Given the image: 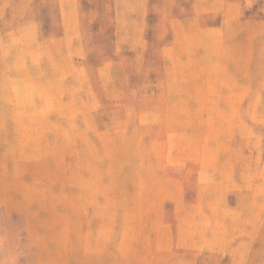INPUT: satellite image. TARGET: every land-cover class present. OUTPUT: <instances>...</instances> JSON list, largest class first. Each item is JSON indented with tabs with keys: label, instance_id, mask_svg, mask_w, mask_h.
I'll return each instance as SVG.
<instances>
[{
	"label": "rangeland",
	"instance_id": "374dc122",
	"mask_svg": "<svg viewBox=\"0 0 264 264\" xmlns=\"http://www.w3.org/2000/svg\"><path fill=\"white\" fill-rule=\"evenodd\" d=\"M0 264H264V0H0Z\"/></svg>",
	"mask_w": 264,
	"mask_h": 264
}]
</instances>
